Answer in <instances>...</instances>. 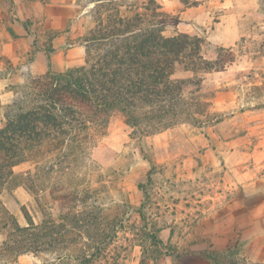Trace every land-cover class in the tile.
I'll use <instances>...</instances> for the list:
<instances>
[{"label": "rangeland", "instance_id": "374dc122", "mask_svg": "<svg viewBox=\"0 0 264 264\" xmlns=\"http://www.w3.org/2000/svg\"><path fill=\"white\" fill-rule=\"evenodd\" d=\"M32 1L19 7L36 43L25 35L13 60L0 44L1 104L36 77L28 70L33 44L50 47L55 36ZM77 4L66 46L78 45L93 27V4ZM161 6L168 15L165 36L202 38L206 57L217 47L231 50L228 67L196 78L199 93L208 95L207 111L221 120L200 128L188 121L131 128L114 116L84 167L56 189L45 178L36 196L21 187L25 201L14 195L17 187L4 192L2 200L20 225L21 206L34 223L45 224L51 241L28 255L33 264H170L172 258L178 264L201 251L221 256V264H264V0H162ZM5 9H14V1L7 0ZM3 35L0 29V42ZM28 168L21 164L15 172ZM166 227L169 236L159 233ZM159 238L163 243L154 242ZM82 251L93 259L84 262ZM6 258L0 255V264Z\"/></svg>", "mask_w": 264, "mask_h": 264}, {"label": "trees", "instance_id": "16d2710c", "mask_svg": "<svg viewBox=\"0 0 264 264\" xmlns=\"http://www.w3.org/2000/svg\"><path fill=\"white\" fill-rule=\"evenodd\" d=\"M90 2L93 27L79 39L84 63L54 72L48 48L47 72L0 103V235H5L0 255H7L6 264L41 252L51 240L44 222L34 223L24 206L25 224H19L2 200L4 192L21 186L36 196L45 178L51 191L56 189L62 178L84 167L111 118L118 116L131 128L144 122L171 128L181 121L200 128L221 120L207 111L210 101H203L208 95L199 93L196 78L228 67L233 62L230 49L217 47L213 57H206L202 38L165 36L168 15L154 0ZM178 73L184 77H176ZM190 87L195 88L188 91ZM194 93V102L188 103L187 96ZM25 163L29 168L16 173ZM205 257L211 264L222 262L221 256ZM81 258L89 262L93 253L82 251Z\"/></svg>", "mask_w": 264, "mask_h": 264}, {"label": "crops", "instance_id": "0c3cea01", "mask_svg": "<svg viewBox=\"0 0 264 264\" xmlns=\"http://www.w3.org/2000/svg\"><path fill=\"white\" fill-rule=\"evenodd\" d=\"M12 1V0H9ZM14 9L9 11L5 9V4L7 0H0V5L3 9H0V21L4 24L3 29L0 26L2 32H4L3 38L0 42L2 44V53L7 58L13 60L16 59V47L18 42H23L26 38L25 35L30 38L31 43H36L35 35L28 33V18H23L22 15L25 12L20 10V5H23L24 0H13ZM160 6L162 5V0H154ZM32 3L38 7L40 15L42 17V22L46 27V31L55 33L50 41V47L40 46L39 44H33V57L29 62L28 70L33 76L39 77L44 75L48 70V63L45 55V51L48 48L52 49L50 54V69L54 72H64L65 70L76 66L79 64L80 60L85 57L84 47L80 44L75 46H66L65 40L69 35V30L73 25V19L78 13L77 0H35ZM162 7V6H161ZM28 17V16H25ZM14 19V20H13ZM4 20V22H3ZM30 22V20H29ZM30 24V23H29ZM26 31V32H25ZM51 55L54 58H51ZM84 63V60H83ZM54 69V70H53ZM1 100V99H0ZM23 188V187H22ZM24 189V188H23ZM25 190V189H24ZM20 201H25L26 195L21 189V186L17 187L13 192ZM167 230V235H170V228H160L159 233H163ZM166 233V232H165ZM4 238L0 235V246ZM159 241L163 243V239L159 238ZM206 252L201 251L198 253H190L178 260V264H210L208 259H206ZM29 254L20 255L17 257L18 264H33V261L28 257ZM174 258L171 260L173 261ZM171 261L170 264L173 262Z\"/></svg>", "mask_w": 264, "mask_h": 264}]
</instances>
